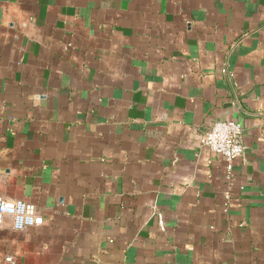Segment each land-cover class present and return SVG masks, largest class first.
<instances>
[{"label": "crops", "instance_id": "crops-1", "mask_svg": "<svg viewBox=\"0 0 264 264\" xmlns=\"http://www.w3.org/2000/svg\"><path fill=\"white\" fill-rule=\"evenodd\" d=\"M0 196V264H264V0H0Z\"/></svg>", "mask_w": 264, "mask_h": 264}, {"label": "built area", "instance_id": "built-area-1", "mask_svg": "<svg viewBox=\"0 0 264 264\" xmlns=\"http://www.w3.org/2000/svg\"><path fill=\"white\" fill-rule=\"evenodd\" d=\"M241 134V125L234 119H226L216 121L200 139L202 145L222 157L227 179L233 176L236 159L244 153ZM7 217L10 218L15 230H24L43 223V217L36 212L33 204L0 196V225Z\"/></svg>", "mask_w": 264, "mask_h": 264}]
</instances>
